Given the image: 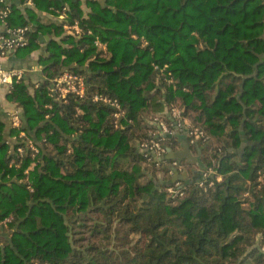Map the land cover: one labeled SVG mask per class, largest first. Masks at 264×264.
Returning <instances> with one entry per match:
<instances>
[{
    "label": "trees",
    "instance_id": "16d2710c",
    "mask_svg": "<svg viewBox=\"0 0 264 264\" xmlns=\"http://www.w3.org/2000/svg\"><path fill=\"white\" fill-rule=\"evenodd\" d=\"M29 1H0L6 31L26 29L17 57L48 38L47 79L7 92L22 119L12 143L0 115V220L14 216L0 264H264V0H85L87 14L83 0ZM64 72L86 78L84 98L54 93ZM95 94L122 103L119 127ZM173 106L209 135L191 146L212 172L180 180L183 198L167 190L170 160L139 148L157 129L146 118L174 125Z\"/></svg>",
    "mask_w": 264,
    "mask_h": 264
},
{
    "label": "built area",
    "instance_id": "2783aa9c",
    "mask_svg": "<svg viewBox=\"0 0 264 264\" xmlns=\"http://www.w3.org/2000/svg\"><path fill=\"white\" fill-rule=\"evenodd\" d=\"M1 1V0H0ZM31 3V1H29ZM9 10H0V18L3 19L8 14ZM62 20L66 19V13L63 12L60 15ZM65 29L76 36H80L84 33L83 28L81 27L79 21L74 23H69L65 20L64 24ZM26 29L20 28L16 30H8V33H11L10 36H2L3 43L0 46V55L4 54L5 51L9 49H15L17 46H24L27 44V39L24 36ZM87 33H91V30H88ZM95 45L103 50H106L107 43L103 42L100 38L97 37L95 40ZM158 68L157 65H155ZM165 69V68H164ZM162 69V71H164ZM24 78L23 69H5L0 65V84L6 86L8 89L12 88L15 83H18ZM170 83L173 82L172 79L168 80ZM53 91L57 94L59 98H65L67 95H73L76 97L84 98L87 94V81L83 75L73 73V72H64L59 77L53 80ZM94 101H102L104 103L110 104L114 107L113 117L115 119V126L119 127L120 120L126 117V110L123 107L122 103L117 99H112L107 95L95 94L93 97ZM168 114L174 121V125L168 122L167 118L163 114L153 115L149 118H146L147 122L153 126H156V130L153 131L152 137L150 140H144L139 144V148L148 153L152 154L155 158L164 155L167 152V149L162 145V141L166 135L173 136L177 132H185L188 136L189 143L194 145L199 140H208L209 135L204 129L199 126H195L191 121L183 116L182 110L178 106H173ZM9 115L11 117V122L14 128L19 129L22 126L21 113L17 108L10 110ZM20 137L26 138V145L31 150V156L35 158L40 152L39 148L35 145L34 141L26 136L25 132H21ZM18 153L23 155L25 153V148L19 146L17 148ZM35 165V162H32L30 168L25 170L27 174L26 179L29 181V170ZM165 167L170 171L172 176L176 171L182 173L187 171L186 163L183 160L173 159L168 163H165ZM200 170V169H197ZM202 171L203 177L207 178L211 170H200ZM204 180L199 182V185L202 186ZM168 192L173 197L183 198L185 196V191L183 190L182 183L180 180L174 182V184L168 187ZM14 216L10 215L3 220H0V229H9L11 223H13Z\"/></svg>",
    "mask_w": 264,
    "mask_h": 264
},
{
    "label": "crops",
    "instance_id": "0c3cea01",
    "mask_svg": "<svg viewBox=\"0 0 264 264\" xmlns=\"http://www.w3.org/2000/svg\"><path fill=\"white\" fill-rule=\"evenodd\" d=\"M29 4H32V2ZM83 9L86 14L89 13L90 11V9L86 6L85 0H83ZM42 19L44 22H49L51 20H55L56 18L54 19V17L50 13L42 12ZM59 19L57 20L59 21L62 20L60 16H59ZM5 31H6L5 24L0 23V46L3 43L2 36L5 35L4 34ZM41 36H40V39H43V40H41L42 45L40 49L35 50L34 52H32L30 55H28L25 58L17 57L14 52L15 49H9L5 51L4 54L0 55V65L5 69H23L24 79H26L27 81L36 83V84H41L45 80L46 76L44 74V66L40 64L41 63L40 57L48 56V53L46 52V43H45L48 38H46V36H43V38H41ZM8 90L9 89L6 86L0 84V115H1V118L6 122L5 138L11 141L12 143L13 139H10L8 135L10 132L9 131L10 128L13 127L9 112L13 108H17L20 111V113H21V110L19 107H17L15 103L10 102L7 99ZM172 148L177 151L181 150L182 149L181 142L176 143ZM191 149H192V146H191ZM192 152L194 153V155L197 154L196 152L193 151V149H192ZM183 161H185L186 163V167H187L186 172H188L190 177H192V174H194L193 171L197 170V168L199 169V165L196 162H189L187 160H183ZM9 233H11V231ZM6 235L7 233L0 232V244H2V242L4 241V237H6Z\"/></svg>",
    "mask_w": 264,
    "mask_h": 264
},
{
    "label": "water",
    "instance_id": "95a60500",
    "mask_svg": "<svg viewBox=\"0 0 264 264\" xmlns=\"http://www.w3.org/2000/svg\"><path fill=\"white\" fill-rule=\"evenodd\" d=\"M43 38V36H41ZM43 40V39H41ZM174 137L178 138L179 142H181L182 149L181 150H175L172 147H167V152L160 156L157 157L156 160H187L189 162H196L199 165L200 170H205L204 167H202L203 162H202V149L197 146V154L194 155L191 149V145L188 140V136L185 132H177L173 135ZM190 178V175L188 172H178L176 171L175 174L172 176V181L175 182L177 180H187Z\"/></svg>",
    "mask_w": 264,
    "mask_h": 264
},
{
    "label": "rangeland",
    "instance_id": "374dc122",
    "mask_svg": "<svg viewBox=\"0 0 264 264\" xmlns=\"http://www.w3.org/2000/svg\"><path fill=\"white\" fill-rule=\"evenodd\" d=\"M202 156V155H201ZM198 169V168H197ZM200 169V168H199ZM158 175H160V174H158ZM14 221V220H13ZM10 229V228H9ZM9 229H6V230H9Z\"/></svg>",
    "mask_w": 264,
    "mask_h": 264
}]
</instances>
